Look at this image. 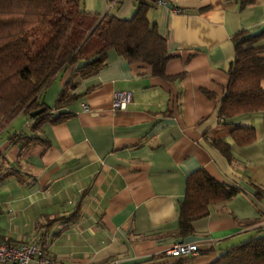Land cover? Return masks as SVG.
I'll return each mask as SVG.
<instances>
[{"label":"crops","instance_id":"0c3cea01","mask_svg":"<svg viewBox=\"0 0 264 264\" xmlns=\"http://www.w3.org/2000/svg\"><path fill=\"white\" fill-rule=\"evenodd\" d=\"M164 1H154L149 19L174 56L167 74L185 73L183 80L155 78L150 65L111 52L98 73L79 80L78 99L58 111L72 117L45 124L41 142L21 151L9 141L22 130L32 136L29 118L20 129L13 122L0 129V174H9L0 184V241L41 243L55 264H212L222 251L264 235V114L232 120L255 128L247 146L218 117L235 59L232 36L264 30V0L244 9L237 0ZM83 8L124 20L136 10L135 0H85ZM72 72L47 90L50 108ZM116 92L131 95L125 110L113 109ZM213 140L230 145L233 162ZM200 169L241 191L196 221L193 235L177 237L187 177ZM177 242L195 243L201 254L167 257Z\"/></svg>","mask_w":264,"mask_h":264},{"label":"trees","instance_id":"16d2710c","mask_svg":"<svg viewBox=\"0 0 264 264\" xmlns=\"http://www.w3.org/2000/svg\"><path fill=\"white\" fill-rule=\"evenodd\" d=\"M155 0H135V13L130 19H119L111 13L87 12L85 0H0V128L23 114L29 116L26 129L14 133L9 141L23 151L41 142L36 136L45 124H60L72 117L58 113L78 99L72 94L79 80L98 73L111 52L130 64L143 63L152 68L153 77L166 82L183 80L185 73L170 76L168 63L174 58L168 44L151 23L149 13ZM240 9L256 0H237ZM264 30L253 34L241 30L232 36L235 59L218 117L233 127L237 145L247 146L257 139L256 130L232 123L242 114H264ZM73 72L61 91L56 105L50 108L45 94L60 75ZM210 99L214 95L203 90ZM45 109L38 116L33 113ZM230 162L231 147L221 140L211 143ZM9 174H0V184ZM240 189L212 178L204 169L187 177L184 200L180 203L179 228L176 236L185 238L195 233L194 223L207 218L216 206H225ZM3 212L0 209V215ZM57 217L52 222L74 218ZM201 253V252H200ZM212 264H264V235L252 236L243 243L220 253Z\"/></svg>","mask_w":264,"mask_h":264},{"label":"built area","instance_id":"2783aa9c","mask_svg":"<svg viewBox=\"0 0 264 264\" xmlns=\"http://www.w3.org/2000/svg\"><path fill=\"white\" fill-rule=\"evenodd\" d=\"M159 5H165L164 0H155ZM131 102V95L116 92L113 96V109L125 110ZM87 109V106L85 107ZM200 248L195 243L177 242L169 248L165 255L169 258L194 259L200 255ZM0 264H55L48 256L41 243L9 244L0 241Z\"/></svg>","mask_w":264,"mask_h":264},{"label":"rangeland","instance_id":"374dc122","mask_svg":"<svg viewBox=\"0 0 264 264\" xmlns=\"http://www.w3.org/2000/svg\"><path fill=\"white\" fill-rule=\"evenodd\" d=\"M262 31V30H261ZM260 31V32H261ZM26 118H29V116L27 114H23V115H20L19 117H17L13 123H12V127L11 129H20V127L26 125ZM25 127V126H24ZM3 128V126L1 127ZM0 128V129H1Z\"/></svg>","mask_w":264,"mask_h":264},{"label":"water","instance_id":"95a60500","mask_svg":"<svg viewBox=\"0 0 264 264\" xmlns=\"http://www.w3.org/2000/svg\"><path fill=\"white\" fill-rule=\"evenodd\" d=\"M44 111H45V109L38 110V111L33 113V116H38L39 114L43 113Z\"/></svg>","mask_w":264,"mask_h":264}]
</instances>
